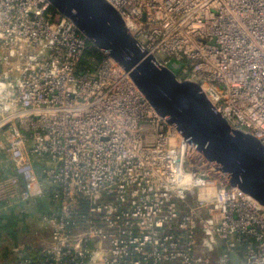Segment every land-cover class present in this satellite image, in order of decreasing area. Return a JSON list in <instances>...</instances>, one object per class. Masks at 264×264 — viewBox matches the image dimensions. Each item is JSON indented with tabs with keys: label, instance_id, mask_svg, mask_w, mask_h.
I'll return each instance as SVG.
<instances>
[{
	"label": "built area",
	"instance_id": "2783aa9c",
	"mask_svg": "<svg viewBox=\"0 0 264 264\" xmlns=\"http://www.w3.org/2000/svg\"><path fill=\"white\" fill-rule=\"evenodd\" d=\"M106 1L264 145V0ZM89 46L49 0H0V216L51 204L16 264H264V206Z\"/></svg>",
	"mask_w": 264,
	"mask_h": 264
},
{
	"label": "water",
	"instance_id": "95a60500",
	"mask_svg": "<svg viewBox=\"0 0 264 264\" xmlns=\"http://www.w3.org/2000/svg\"><path fill=\"white\" fill-rule=\"evenodd\" d=\"M70 18L91 45L127 71L150 105L173 123L185 141L231 177V184L264 206V145L230 127L214 110L198 82L178 80L180 64L161 66L140 48L120 14L106 0H49ZM244 247H242L243 249ZM232 262L237 260L232 258Z\"/></svg>",
	"mask_w": 264,
	"mask_h": 264
},
{
	"label": "rangeland",
	"instance_id": "374dc122",
	"mask_svg": "<svg viewBox=\"0 0 264 264\" xmlns=\"http://www.w3.org/2000/svg\"><path fill=\"white\" fill-rule=\"evenodd\" d=\"M175 72L178 71L175 70ZM188 80L196 81V77L194 75H189ZM43 209V207H35L33 204L29 213L20 214L18 210H16L15 213V208H13L12 213H10L9 221H7L6 228L3 229V232L0 230V237H4V239L0 238V242H3V246L0 245V250L4 249L8 253V256L1 260L2 264H13L14 261L16 262L20 253L14 250L15 246L19 244L37 245L42 242V239H47L44 232H42L43 234L41 233V235L39 234L36 238H32L34 235L33 233L37 231L38 228V224H36L35 221L36 215L39 216ZM41 230L45 231L46 229ZM215 253L217 254L218 252L216 251Z\"/></svg>",
	"mask_w": 264,
	"mask_h": 264
},
{
	"label": "crops",
	"instance_id": "0c3cea01",
	"mask_svg": "<svg viewBox=\"0 0 264 264\" xmlns=\"http://www.w3.org/2000/svg\"><path fill=\"white\" fill-rule=\"evenodd\" d=\"M0 176H2L1 174H0ZM12 211L13 210H11L9 213H12ZM9 213H6L5 215H3V217L1 218V220H0V227L1 226H4V227H1L0 228V230H1V232H3V229L4 228H6V224H7V221H9ZM15 213H16V210H15ZM38 216L36 215V218H35V221H36V224H38V228H37V231H35L32 235V238H36L39 234L41 235V233L42 232H44V235L46 234V236H48V232L45 230V231H43V230H41V229H43V228H41V226H40V223L38 222V218H37ZM26 224V223H25ZM27 225V224H26ZM27 230V229H26ZM43 234V233H42ZM1 238V237H0ZM1 239H4V237L3 238H1ZM3 243V242H2ZM2 243L0 242V245L1 246H3L2 245ZM6 256H8V253L3 249V250H0V264H2L1 263V260H3V259H5L6 258ZM16 261H17V259H16ZM13 264H16V262L14 261V263Z\"/></svg>",
	"mask_w": 264,
	"mask_h": 264
},
{
	"label": "trees",
	"instance_id": "16d2710c",
	"mask_svg": "<svg viewBox=\"0 0 264 264\" xmlns=\"http://www.w3.org/2000/svg\"><path fill=\"white\" fill-rule=\"evenodd\" d=\"M85 54H86L87 56H94V57H96L98 60L102 58V53L99 52V51H98L95 47H93L92 45L89 46V48L86 50ZM34 205H35V207H43V208H44V209L42 210V212H41V214H42V213H44V212L47 210V208H48L51 204H50V202H49V199H48L47 197H45V198H41V199H39ZM4 215H5V214H4ZM9 215H10V213H9ZM2 217H3V215L0 216V220H1ZM9 217H10V216H9ZM8 219H9V218H8Z\"/></svg>",
	"mask_w": 264,
	"mask_h": 264
}]
</instances>
